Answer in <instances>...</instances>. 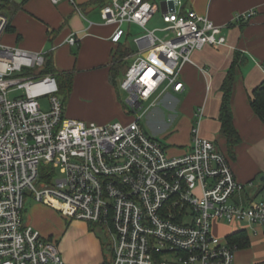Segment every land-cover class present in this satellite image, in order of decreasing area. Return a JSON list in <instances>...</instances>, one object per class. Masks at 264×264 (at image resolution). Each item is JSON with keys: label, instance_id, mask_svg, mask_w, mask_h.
Listing matches in <instances>:
<instances>
[{"label": "built area", "instance_id": "2783aa9c", "mask_svg": "<svg viewBox=\"0 0 264 264\" xmlns=\"http://www.w3.org/2000/svg\"><path fill=\"white\" fill-rule=\"evenodd\" d=\"M69 1L80 11L76 0ZM174 1L182 7V0ZM4 2L0 0V264H64L57 242L26 223L30 196L64 216L104 227L111 264H236L239 244L222 240L213 225L247 223L257 232L264 226V196L247 193L228 157L215 141L200 136L197 126L190 149L181 155H169L142 126L163 94L185 90L182 69L195 50L226 43L223 26L194 10L175 9L163 10V26L149 29L158 3L110 0L101 15L105 23L117 24L112 42L119 45L129 34L124 23L138 25L144 34L136 39L137 53L126 57L133 61L120 82L134 119L99 124L66 114L57 76L41 73L47 53L2 42L9 25ZM256 13L250 9L234 19L245 22ZM77 41L75 35L68 39ZM149 50L158 53L159 64L145 56ZM17 89L23 94L10 97ZM44 97L48 110L40 103ZM43 165L50 168L41 176ZM239 231L247 232V225ZM252 264H264V259Z\"/></svg>", "mask_w": 264, "mask_h": 264}, {"label": "crops", "instance_id": "0c3cea01", "mask_svg": "<svg viewBox=\"0 0 264 264\" xmlns=\"http://www.w3.org/2000/svg\"><path fill=\"white\" fill-rule=\"evenodd\" d=\"M151 1L160 6L162 1L169 0ZM108 2L110 0H76L79 11L69 0H61L59 3L51 0H8L3 11L8 16L9 28L1 40L12 47L45 52L52 60L58 76L63 73L72 74L71 91L65 101L69 117L99 124L115 121L127 124L133 121L134 116L125 105L119 80L115 84L111 79L114 56L119 47L112 42L111 36L117 24L105 23L101 15V8ZM182 2V7L175 5L174 10L191 9L199 15L208 16L217 25L223 26L227 41L218 47L206 45L195 50L191 62L182 69L185 90L163 94L158 104L144 115L142 126L150 136L163 143L169 155H181L190 149L192 130L197 126L200 136L215 141L225 153L237 180L247 185L248 194L251 190L249 183L261 177L258 192L251 195L258 196L264 191V121L253 110L251 100L254 89L264 83V0ZM250 9L257 10L250 20L240 23L235 21L236 13ZM162 12L160 9L148 25L156 16L158 22L163 24ZM132 25L123 24L129 31L124 37L127 46ZM71 35L78 38L76 44L68 42ZM233 66L231 108L233 122L241 140L230 150L227 138L221 132L220 113L222 86ZM161 107L171 111L170 117L167 118V113ZM171 117L175 121L173 130L165 131L170 127L168 122ZM179 127H186V134L178 131ZM162 137L178 144L167 145L161 140ZM28 199L34 203L30 211L25 208L26 223L44 237L56 240L53 236V229L56 228L53 223L57 221L63 230L65 225L61 226L62 217L65 216L31 196ZM240 229L236 225L229 235ZM64 237L67 264L99 263L104 243L81 221L67 228ZM105 260L106 257L99 264Z\"/></svg>", "mask_w": 264, "mask_h": 264}, {"label": "rangeland", "instance_id": "374dc122", "mask_svg": "<svg viewBox=\"0 0 264 264\" xmlns=\"http://www.w3.org/2000/svg\"><path fill=\"white\" fill-rule=\"evenodd\" d=\"M162 26H163V24L161 22H158V16H156L155 20L148 25V28L154 29V28L162 27ZM131 32H132V34L127 38V42H128L127 44H128V47L130 48V54L133 55V54H136L137 51L139 50V46L136 43V39L143 36L144 30L141 27H139L138 25L133 24L131 26ZM157 35L163 37L165 35V32L158 31ZM122 42L125 43L126 38H124ZM144 54L151 61H153L157 64L160 63L159 59H158V53L155 52L154 50H149V51L145 52ZM132 61H133L132 58L126 59L125 66L130 65L132 63ZM124 69H125V67L123 68V70ZM123 79H124V72H121V74L118 77V80H119V82H121ZM22 94H23V91L17 89L15 91H12L9 94V96L15 97V96H19ZM121 94H122L123 98L127 99L128 93L125 90H121ZM40 103H41L43 110L49 109V99L47 97L42 98L40 100ZM161 108H163L165 110V112L167 113V115H168L167 118L170 117L169 113L171 111L165 109L164 107H161ZM168 123H170L169 124L170 127H167V129L165 131H172L173 130L172 126H173V124H175L174 118L171 117V119L169 120ZM186 129H187L186 127H179L178 131L186 134V132H185ZM175 133H176V131H175ZM161 140L163 142H165V144H167V145L173 146L174 144H176V145L178 144V143H173V141H170V142L166 141L165 137H162ZM49 168H50V166L49 167L45 166V165L41 166V170H40L41 176H43L44 174H47ZM54 177H55V179L59 178L60 173L57 172ZM261 182H262L261 177H259L258 179H256L254 181V183L252 185L249 186L251 188V190L249 192L250 195H254L258 192L259 186L261 185ZM27 195H29L28 191H27ZM262 196H264V191H261L258 194L257 198H261ZM33 203L34 202L30 201L27 198V200H26L27 211H30ZM62 218H64V219H63V223L61 226L63 227L65 225L66 228L64 227L63 230H61L59 223L56 221L55 223H53L54 226L56 227L55 229H53V234H54L53 236L57 240V241L56 240H54V241L57 242V244H58V248H59L60 253L62 255L64 264H67V260H66L67 249L65 248L66 242H65L64 235H65L67 228L71 227L72 224H75L76 221H81L83 226L85 225L87 227V229L89 228L90 231H93L104 243V248L102 249L101 258L99 259V263L101 262L102 259L104 260L105 257L109 261L112 260V252L107 247V242H108V238H109L108 231L104 227L99 226V225L90 224L87 221L78 220V219L67 217V216L62 217ZM245 225H247V233H248L249 238H250V245L246 248L239 249L236 252V258H235L236 264H252L251 263L252 261H260V260L264 259V226H258L256 228L257 232H255V230L253 229L254 228L253 226H250L247 223H242L240 226L239 225H237V226L240 228H243ZM235 227H236V225L230 224V223L225 222V221L215 222L213 225V231L217 236L221 237L222 240L226 241L228 239V235L232 232V230ZM70 234H71V232H70ZM80 257L81 256H78V258H80ZM99 263H97V264H99Z\"/></svg>", "mask_w": 264, "mask_h": 264}, {"label": "trees", "instance_id": "16d2710c", "mask_svg": "<svg viewBox=\"0 0 264 264\" xmlns=\"http://www.w3.org/2000/svg\"><path fill=\"white\" fill-rule=\"evenodd\" d=\"M8 0H5L1 8L3 9L7 4ZM9 26V25H8ZM7 26V28H9ZM118 49L115 52L114 64L111 68V79L116 84L117 79L123 68L125 67L126 57L130 54V48L124 44L120 43ZM237 59H235V63ZM41 73H53L57 76L59 86H60V95L63 98V101L67 100V97L71 91L73 76L71 73H63L57 75L56 69L53 66L52 60L47 56L44 68ZM234 81V66L228 72L225 81L222 86L223 90V101L221 106L220 120L222 122L221 132L227 138L229 149L232 150L241 140L239 132L237 131L234 122H233V112L231 108V95L233 89ZM251 105L257 116L264 121V83L256 87L253 91V97L251 100ZM228 238L231 242H237L239 248H246L250 245V238L247 232L238 231L231 235H228ZM102 264H111L107 258Z\"/></svg>", "mask_w": 264, "mask_h": 264}, {"label": "water", "instance_id": "95a60500", "mask_svg": "<svg viewBox=\"0 0 264 264\" xmlns=\"http://www.w3.org/2000/svg\"><path fill=\"white\" fill-rule=\"evenodd\" d=\"M169 8H171L172 10H174L175 8V1L174 0H169V1H162L160 3V9L163 10H168Z\"/></svg>", "mask_w": 264, "mask_h": 264}]
</instances>
